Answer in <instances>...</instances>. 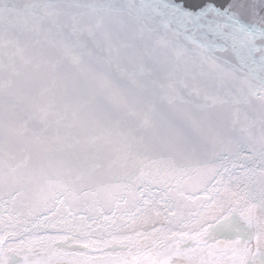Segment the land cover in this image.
<instances>
[{
  "label": "snow or ice",
  "instance_id": "snow-or-ice-1",
  "mask_svg": "<svg viewBox=\"0 0 264 264\" xmlns=\"http://www.w3.org/2000/svg\"><path fill=\"white\" fill-rule=\"evenodd\" d=\"M244 7L0 18V264H264V28Z\"/></svg>",
  "mask_w": 264,
  "mask_h": 264
},
{
  "label": "water",
  "instance_id": "water-1",
  "mask_svg": "<svg viewBox=\"0 0 264 264\" xmlns=\"http://www.w3.org/2000/svg\"><path fill=\"white\" fill-rule=\"evenodd\" d=\"M116 5L134 6L140 3V0H111ZM173 3L184 5L186 8L196 9L203 0H172ZM212 0H209L211 3ZM26 0H0V18L17 16L23 9ZM229 4L237 7L243 4L244 10L241 15V21L245 29L250 32H256L264 28V0H229ZM215 6V5H214ZM224 11V9H221ZM227 23H231L230 21ZM235 28V26H233ZM243 34H237L238 42L243 41ZM259 59V57H257Z\"/></svg>",
  "mask_w": 264,
  "mask_h": 264
}]
</instances>
